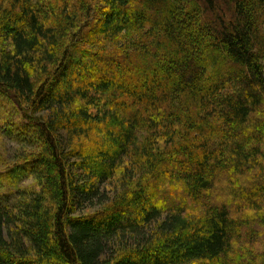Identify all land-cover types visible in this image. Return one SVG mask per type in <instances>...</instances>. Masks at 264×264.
Instances as JSON below:
<instances>
[{
    "label": "trees",
    "instance_id": "obj_1",
    "mask_svg": "<svg viewBox=\"0 0 264 264\" xmlns=\"http://www.w3.org/2000/svg\"><path fill=\"white\" fill-rule=\"evenodd\" d=\"M0 126V264H264V0H0Z\"/></svg>",
    "mask_w": 264,
    "mask_h": 264
},
{
    "label": "rangeland",
    "instance_id": "obj_2",
    "mask_svg": "<svg viewBox=\"0 0 264 264\" xmlns=\"http://www.w3.org/2000/svg\"><path fill=\"white\" fill-rule=\"evenodd\" d=\"M7 113L8 112H4L2 113V115H5ZM4 130H5V127L0 126V171H3L9 165L13 164L15 162V160L13 161V157L17 156L16 155L17 145L12 139H10V137L7 135V133ZM30 183L31 181L26 179L22 184L28 185ZM187 207H189L192 210L191 214H193L194 216L199 217L203 213V211H199V208L201 207L199 203L197 204L189 203ZM86 210H89V209H86Z\"/></svg>",
    "mask_w": 264,
    "mask_h": 264
}]
</instances>
